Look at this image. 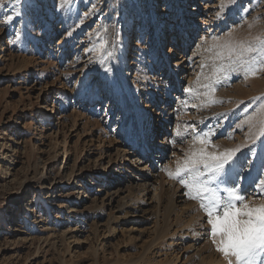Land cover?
<instances>
[{
	"label": "rangeland",
	"instance_id": "rangeland-1",
	"mask_svg": "<svg viewBox=\"0 0 264 264\" xmlns=\"http://www.w3.org/2000/svg\"><path fill=\"white\" fill-rule=\"evenodd\" d=\"M184 5L190 10L183 11L185 22L191 25L197 20L199 27L196 32L188 29L191 38L186 40V49L178 33ZM218 8L221 19L216 18ZM175 31L178 39L171 46ZM227 41L259 48L264 41V0H236L234 4L230 0H20L19 4L3 0L0 57L6 58L0 61V145L5 147L0 154L5 152L8 159L0 158V264H128L129 259L143 258L153 237L150 214L141 212L144 206L127 210L130 214L119 215L121 222L108 226L111 215L100 207L99 184L88 202L78 204L79 192L86 194L91 183L117 178L121 165L113 164H117L118 149L123 150L126 141L139 140L140 129L152 119L153 106L167 107L165 112H173L174 118L171 151L166 156L169 166L162 174L169 183L164 187V201L181 189L190 204L178 224L187 229L176 238L175 247L169 246L172 240L167 238L162 242L166 250L162 262L176 264L174 250L181 264L217 257L213 240L218 242L220 237L211 236L201 201L189 198L194 191L179 182L187 174L177 176L186 158L200 149L218 154L239 148L229 182L220 187L234 183L249 207L264 204V71L252 75L229 66L226 54L221 59L216 55L221 49L214 47ZM162 43L173 64L181 63L179 85L169 72L165 75V63H159ZM253 56L260 59L258 52L247 58ZM52 57L56 70L43 72ZM188 88L192 91H185ZM91 95L96 98L94 116L75 120L81 97ZM47 99L51 110L55 104L66 116L70 154H66L61 133L53 131L49 137L51 132L45 131L44 145L35 142ZM133 109H138L140 126ZM131 119L129 132L126 127ZM84 128L91 135L84 140L86 144L77 145ZM5 167L15 180L2 178ZM27 182L30 187L25 188ZM218 195L228 199L226 192ZM132 212L139 218L134 219ZM132 221L143 232L142 238L123 235ZM110 229L117 231L111 234ZM218 256L225 259L221 252ZM149 258L138 264L159 261ZM232 264H237L234 258Z\"/></svg>",
	"mask_w": 264,
	"mask_h": 264
},
{
	"label": "bare ground",
	"instance_id": "bare-ground-1",
	"mask_svg": "<svg viewBox=\"0 0 264 264\" xmlns=\"http://www.w3.org/2000/svg\"><path fill=\"white\" fill-rule=\"evenodd\" d=\"M183 7L181 8L180 17H179L181 18L179 23L182 24L181 25L182 27H180L178 33H179V39L183 42V48L186 49V40L188 38H191V36H189L188 29H194L196 32L199 27L197 24V20H195V22H193L191 25L188 22H185L184 20L185 14L183 13V11L186 10L187 12L190 10L189 8H186L185 5ZM142 33L143 32L140 31V37H142L143 35ZM176 34L177 32L175 31L171 35L172 36L170 39L171 46L176 43L175 39L176 38L178 39V37H176L177 36ZM160 48H161L160 50L161 58H159L160 59L159 63L161 61L165 63V68H166L165 75L167 72H169V75L171 74L173 81H175L179 85V82L181 80H178L179 78L177 74H178V70L180 68L181 63L176 61L174 62L175 64H173V62L171 61V58L169 57L170 53H168V49L166 48L164 43L161 44ZM1 54H3V51H1ZM4 57H2V59L0 57V61L3 60ZM7 57H8V54H7ZM130 58H135V57L130 56ZM180 59H183V58L179 57L178 60ZM157 61H158V58H157ZM49 70H52L51 71L52 73H53V70H56V62L54 61L53 57L48 60L47 66H45L42 71L45 72ZM166 84L168 87L169 86L168 81L166 82ZM95 100L96 98L94 95H91L90 97H87V98L86 96L81 97L79 112H77V114L75 113V116H76L75 120L78 117H83V115L85 116L86 114L94 116L93 115V113H95L94 107L96 106L95 105L96 103H94ZM168 105H171V104H168ZM154 107L155 106H153L152 108L150 107L152 109L150 110V112L151 113L153 112L152 117H151L152 119L147 121L148 124L146 128L140 129V134L138 138L139 140L137 139L139 142L137 141L138 142L137 143L136 139L129 143H127L126 141V143H124L123 150H120V148L118 149V155H117V161H116L117 164H113L114 166L121 165V167H117V171H116L117 178L115 179L111 177H109L108 179L103 178L102 182L99 181L96 184L94 182L91 183L87 187L86 194H84L83 191L79 192V193H82V195H80L79 197L80 203L78 205H80L81 203L84 204L88 202V200H90L89 196L91 194L93 195L95 194V192L97 191L96 187H98V184H99V190L97 192V196H98L97 199L101 200L100 207L101 208L104 207L108 209L111 215L108 221L106 220L108 222V226H110L109 223L116 224V223L121 222L119 221V219L122 216L119 217V215H121L124 212L127 213V210L136 208L138 204L140 205L138 208H140L141 206H144L142 209L141 208L140 209L143 214L144 213L150 214L149 221H151V224H152L153 237L151 240H149L150 243L146 247V250L144 251L145 253H144L143 258L149 255L153 259L154 257L159 258V261L156 259L158 262L156 261V263L154 262V264H158L159 262L160 264L161 263L169 264L172 261L170 262L169 260V262L168 261L162 262L165 260V258L163 259L162 257H165V254H166L165 253L166 250L162 248L163 247L162 242H164V239L167 238L168 240H172V243L169 246L173 248L175 247L176 238L180 234L182 235L181 232L184 229H187L186 225L178 226V224L182 219V215L183 214L186 215L188 211L190 210V204L187 203L188 202L187 196L181 189H176L174 193L171 194L170 199L168 201H164V197L166 196L165 195L166 190L164 187L169 186L168 185L169 183H167L165 178H163L162 174L164 172V169L167 166H169L167 164V162L169 161L167 160L166 156L171 151L170 146H169L170 137H171L170 127H171V124L174 122V118H173V112H170L168 114L165 112L166 110H168L167 107L156 106L155 109ZM56 108H57L56 105L52 104V110H51L50 100L47 99L46 104L41 108L42 116H41V121L39 122L40 129L37 128L38 130H40L39 132L40 135H38L39 136L38 137L35 134L34 139L36 143H41V145H44L43 140L45 139L44 138L45 131L51 132L49 137L53 136L52 134L53 131L57 135L61 133L63 134V137H64L66 154H70V148H67L68 136H69L67 131H69V129L67 127L68 125V123L66 122L67 120H65L66 116H64V114H61L60 109H56ZM125 110L128 112L130 111L129 109H125ZM54 112L57 113V115H55V117L52 119L51 114ZM132 113L137 118L136 119L137 126L138 125L140 126V120L138 119V115H137L138 109H133ZM154 117H158L160 119H157L154 121L153 120ZM94 120L96 119L94 118ZM88 121H89V118H88ZM132 126H133V121L131 119L130 124H128V126L126 127L127 129L126 131L131 132ZM90 135H91V131L86 130V128H84L83 134L78 136L79 139L77 141V145L78 143L80 144L83 143L87 137H90ZM93 138L90 139L91 144H92ZM84 143L86 144L87 141H85ZM4 147H5V144L0 145V153L2 151V148ZM85 149H87L86 146H85ZM4 153L0 154V158H2V160L8 159V157H5ZM81 156H79V160ZM81 159L83 161L84 158H81ZM163 162H166V163L163 164ZM110 163L112 164V161ZM1 173L3 174L2 178L5 180L12 179L13 181L16 179L15 174L10 172V170L6 169V167L3 168ZM41 179L42 181H45L46 178L45 176H42ZM80 180L81 182H83L81 178ZM52 185L57 186V184H54V183ZM24 186L25 188L30 187L29 182L25 183ZM50 198L52 199V196H49V199ZM151 208L152 210H150ZM28 211H30V209H28ZM127 214H130V212H128ZM133 218L134 219L139 218L138 214L137 213L133 214ZM133 221H132V224H133L132 227H130L127 231L126 230L123 231V235H124V232L126 233V235L128 234L130 237L131 235L135 234L136 237L135 235L134 237L137 240V235L142 238L141 233L143 234V232L139 230V228L135 225V222L133 223ZM14 231H18V230H14ZM69 231L70 230H67L62 233L63 239L65 236H67ZM109 231L111 232V234H115L117 230L110 229ZM172 254H174L173 255L174 262H176V264H181L180 262L181 260L179 258L180 254L176 250H174ZM218 255L217 257H212V258L210 257L211 260L208 259L207 257H203L200 259L199 263L200 264H226L227 262H225V259L222 257L219 258ZM143 258L137 257V259H133V258L131 260L129 259L128 264H138ZM183 264H187V263L184 262Z\"/></svg>",
	"mask_w": 264,
	"mask_h": 264
},
{
	"label": "snow or ice",
	"instance_id": "snow-or-ice-1",
	"mask_svg": "<svg viewBox=\"0 0 264 264\" xmlns=\"http://www.w3.org/2000/svg\"><path fill=\"white\" fill-rule=\"evenodd\" d=\"M12 2L19 4L20 0H12ZM65 2L67 0H61V3ZM230 2L234 4L236 0H230ZM0 6H3V0H0ZM223 7L222 3L221 8ZM15 14L21 15L19 10ZM216 18H222L219 8ZM8 19L11 21L12 17L9 16ZM68 35H71V32ZM103 47L104 45L101 44V48ZM214 47L221 49L216 54L221 59L225 58L226 54L229 66L244 68L246 74L252 75H255L257 71H264V41H261L259 48L244 43L234 44L231 41L214 45ZM257 52L260 54L259 60L255 56L251 60L247 58L249 54ZM108 54L111 55V53ZM175 54L174 51L173 55ZM254 64H258L259 67H254ZM185 91L191 92L192 89L188 88ZM261 135H264V130L261 131ZM200 142L206 143L203 140ZM239 151V148L218 154L207 153L203 149L193 151L186 158L183 167L177 169V176H181V173L187 174L186 177L181 176L179 182L185 188L194 191V194L189 196L190 199L201 201L200 207L205 210L208 217L207 224L211 226V236L220 237L218 242L214 239L213 243L217 244V251L224 255L227 264H232V258L237 264H258V260L259 264H264L262 259L264 258V204L249 207L246 198L239 194L234 183L232 187H220L229 182V170ZM261 183L264 184V181ZM221 191L227 193L228 199L218 195Z\"/></svg>",
	"mask_w": 264,
	"mask_h": 264
}]
</instances>
